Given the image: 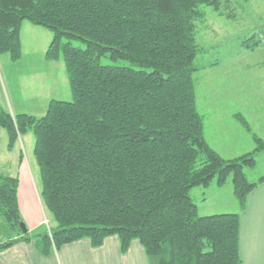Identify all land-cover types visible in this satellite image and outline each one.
Masks as SVG:
<instances>
[{"label": "trees", "instance_id": "obj_1", "mask_svg": "<svg viewBox=\"0 0 264 264\" xmlns=\"http://www.w3.org/2000/svg\"><path fill=\"white\" fill-rule=\"evenodd\" d=\"M222 2L0 0V54L20 59L24 22L44 28L51 33L44 59L63 60L70 91L69 100H50L41 117L12 116L0 105L8 149L27 132L34 136L40 200L55 223L50 233H22L19 178L0 164V251L34 240L47 256L116 236L122 253L137 240L158 264H242L240 212L264 184V175L251 182L245 170L256 166L264 140L253 135L251 152L223 159L207 144L196 107L200 7L218 11ZM247 42L252 48L260 40ZM228 181L238 211L199 215L191 190ZM3 225L17 238L4 240Z\"/></svg>", "mask_w": 264, "mask_h": 264}, {"label": "rangeland", "instance_id": "obj_2", "mask_svg": "<svg viewBox=\"0 0 264 264\" xmlns=\"http://www.w3.org/2000/svg\"><path fill=\"white\" fill-rule=\"evenodd\" d=\"M200 9L204 19L197 22L195 31V41L201 51L195 60V65L200 67L194 74L196 107L204 122L207 144L223 159H232L250 152L251 143L255 145L253 135L264 133V105L261 104L264 101V0H223L218 11L208 6ZM246 39L247 43L255 40L260 43L249 48L245 45ZM50 41V32L24 22L20 59L12 62L8 55L0 54V105L12 116L26 113L41 117L50 100H69L63 60L47 62L44 59ZM72 44L81 46L79 42ZM101 63L128 66L125 62L105 58ZM220 101H224L225 106H220ZM239 116L247 122L249 130L238 120ZM33 149L32 132L21 136L13 148L8 149L7 133L0 127V164L13 173L23 166L32 176L40 200V173ZM255 159L256 166L245 170L251 182L264 175V151L257 153ZM214 185L215 182L211 184ZM207 189L209 187L191 190L199 215L239 209L230 181L220 190L212 187L207 192ZM39 205L42 227L46 231L48 225L50 229L55 223L41 200ZM3 227V233H8ZM5 239L12 240L4 236Z\"/></svg>", "mask_w": 264, "mask_h": 264}, {"label": "crops", "instance_id": "obj_3", "mask_svg": "<svg viewBox=\"0 0 264 264\" xmlns=\"http://www.w3.org/2000/svg\"><path fill=\"white\" fill-rule=\"evenodd\" d=\"M225 104L224 101L219 102L220 106ZM261 104L264 105L263 100ZM258 135L264 140V133ZM254 147L255 145L251 143L250 150L252 151ZM15 175L19 178L17 197L21 217L28 234L36 237L44 233V230L43 217L38 209L40 200L37 199L34 180L26 173L23 166L20 170H16ZM212 187L221 189L214 185L206 191L208 192ZM204 200L206 202L207 198L205 197ZM237 211L238 209L234 212ZM5 236L17 238L15 233L11 232L5 233ZM239 249L242 264H264V184H259L248 194L245 209L240 212ZM0 264H158V260L156 257L147 256L137 240L131 241L127 251L122 253L118 237L110 236L97 248H93L88 239H82L65 244L47 256L38 252L34 240L30 243L20 242L0 251Z\"/></svg>", "mask_w": 264, "mask_h": 264}, {"label": "water", "instance_id": "obj_4", "mask_svg": "<svg viewBox=\"0 0 264 264\" xmlns=\"http://www.w3.org/2000/svg\"><path fill=\"white\" fill-rule=\"evenodd\" d=\"M19 226H20L23 234H26L28 232L27 227H26L24 222H20Z\"/></svg>", "mask_w": 264, "mask_h": 264}, {"label": "built area", "instance_id": "obj_5", "mask_svg": "<svg viewBox=\"0 0 264 264\" xmlns=\"http://www.w3.org/2000/svg\"><path fill=\"white\" fill-rule=\"evenodd\" d=\"M45 222H46V224H48V223H47V220H46ZM47 230H48V233H50V231H49V227H48V226H47Z\"/></svg>", "mask_w": 264, "mask_h": 264}]
</instances>
